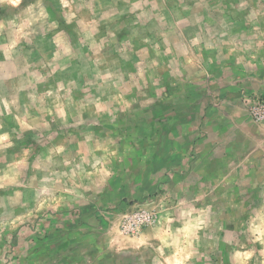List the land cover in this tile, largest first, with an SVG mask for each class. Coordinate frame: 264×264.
<instances>
[{
  "label": "rangeland",
  "instance_id": "rangeland-1",
  "mask_svg": "<svg viewBox=\"0 0 264 264\" xmlns=\"http://www.w3.org/2000/svg\"><path fill=\"white\" fill-rule=\"evenodd\" d=\"M152 4L0 0V264H264V124L245 103L264 96L234 120L213 89L234 36L241 52L264 41V0ZM204 105L225 136L220 183L190 210L128 198ZM111 193L126 197L107 207Z\"/></svg>",
  "mask_w": 264,
  "mask_h": 264
},
{
  "label": "crops",
  "instance_id": "crops-1",
  "mask_svg": "<svg viewBox=\"0 0 264 264\" xmlns=\"http://www.w3.org/2000/svg\"><path fill=\"white\" fill-rule=\"evenodd\" d=\"M167 1L169 0H164L162 3L161 0H130L131 4L139 2L144 6L153 5V2L158 8L162 5L163 7L166 6ZM188 19L196 21L199 16ZM188 19L187 21H189ZM201 20L202 17L198 20L199 23H201ZM247 39L249 41L244 44L246 51L241 52L239 49L240 43L235 42L236 40L241 41V39L234 36L233 47L223 48L225 57H220V60L217 59L216 61V64L220 63V68H228L232 72L230 81L220 78V80L213 83L215 87L213 89L215 95L220 97V103L222 102L223 106L226 105L234 120L247 119L246 114L242 111L244 107L240 97L254 92L263 93L262 96H264V41L261 42L256 39L254 42L252 37ZM242 53L246 54V57H240ZM185 100L189 101L188 96H185ZM206 108V105H204L200 113L195 114L190 123L187 120L191 118V114H188L183 127L185 130L179 138L171 140L172 142L170 141L168 146H165L167 148L166 152L154 161L153 168L142 171L133 186L131 185L133 188L126 189L128 198L135 200L146 193L160 191L162 198L159 203H164L168 208L172 203L177 204L172 202L169 197L172 199L182 198L185 207L190 210L195 199H202L207 194L206 186L208 184L214 181L220 183V136L223 139L225 136L220 133L219 118H216L214 125L208 126L207 117L205 118L208 115H204ZM177 116L176 112L170 111L169 118L176 119ZM105 147V155L108 156L111 149L109 150L107 145ZM106 161L107 158L103 167H111L110 160ZM111 174L106 170V173H100L96 180L100 183L105 182ZM214 175L217 179L210 178ZM100 190H103V187ZM116 197L117 195L114 193L107 194L105 201H102L103 205L112 206L117 203L118 199H123L126 196ZM165 200L170 201V204L166 205ZM84 213H88V211L86 210Z\"/></svg>",
  "mask_w": 264,
  "mask_h": 264
},
{
  "label": "built area",
  "instance_id": "built-area-1",
  "mask_svg": "<svg viewBox=\"0 0 264 264\" xmlns=\"http://www.w3.org/2000/svg\"><path fill=\"white\" fill-rule=\"evenodd\" d=\"M245 103L247 105L249 117L257 123L264 124V98H246ZM130 222L128 231L130 233H137L142 226L150 225L153 222V218L150 214L144 213L142 215H135Z\"/></svg>",
  "mask_w": 264,
  "mask_h": 264
}]
</instances>
